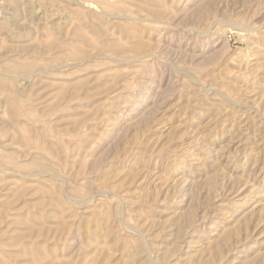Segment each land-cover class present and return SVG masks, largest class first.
<instances>
[{"label":"rangeland","instance_id":"374dc122","mask_svg":"<svg viewBox=\"0 0 264 264\" xmlns=\"http://www.w3.org/2000/svg\"><path fill=\"white\" fill-rule=\"evenodd\" d=\"M0 264H264V0H0Z\"/></svg>","mask_w":264,"mask_h":264},{"label":"bare ground","instance_id":"6f19581e","mask_svg":"<svg viewBox=\"0 0 264 264\" xmlns=\"http://www.w3.org/2000/svg\"><path fill=\"white\" fill-rule=\"evenodd\" d=\"M221 244V243H220ZM217 246V245H216ZM218 247V246H217ZM218 249V248H217ZM214 251V250H213ZM217 252V251H216Z\"/></svg>","mask_w":264,"mask_h":264}]
</instances>
